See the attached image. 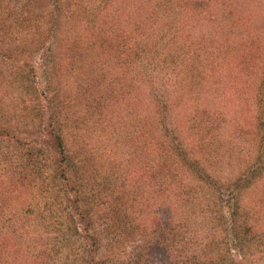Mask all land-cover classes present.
<instances>
[{
	"label": "trees",
	"instance_id": "16d2710c",
	"mask_svg": "<svg viewBox=\"0 0 264 264\" xmlns=\"http://www.w3.org/2000/svg\"><path fill=\"white\" fill-rule=\"evenodd\" d=\"M233 11L0 0V264H249L264 250V32L250 50ZM119 110L133 165L97 180L66 138Z\"/></svg>",
	"mask_w": 264,
	"mask_h": 264
},
{
	"label": "rangeland",
	"instance_id": "374dc122",
	"mask_svg": "<svg viewBox=\"0 0 264 264\" xmlns=\"http://www.w3.org/2000/svg\"><path fill=\"white\" fill-rule=\"evenodd\" d=\"M230 2L234 8V16L230 17V21L235 19L240 23V25L246 29V32L243 31L242 34H246V46L250 50H253L252 46L257 45L252 41H257L258 37H254L256 34L262 37V32H264V0H227ZM237 17V19H236ZM217 20H220L217 18ZM241 30V29H240ZM239 33H236L232 39L237 38ZM215 39H218L217 36ZM243 41V40H242ZM239 44V43H237ZM236 42L232 40L229 43H226L222 48L230 47L233 51L236 47ZM206 52V51H204ZM225 55V54H224ZM221 54H215L211 58L214 61H220ZM227 56L228 63L227 65L222 66V72L227 73V66L229 64H234V61ZM183 57V56H182ZM181 57V58H182ZM168 68L169 73L165 75L167 79H171V76L175 78L179 66L177 65L176 69L172 64L167 65L163 71H166ZM207 68V67H205ZM216 68H221L216 66ZM175 80V81H174ZM173 82L179 86L178 77H176ZM230 82H234L237 85L246 86L245 83H241L239 79L234 80L230 77H227V80L224 82V85H228ZM202 84H205V81H201ZM238 86V87H239ZM244 96H248L249 91H246ZM251 99H247L246 102L251 104ZM182 101L180 100L177 106H182ZM143 106H140V115L138 117V126L142 124V112ZM231 116V115H230ZM112 124L107 128V123H99L94 129L91 127L81 130L74 131L69 137L67 136L68 150L70 152L78 154V157L86 163L88 170H91V176L96 177L97 180L105 178L106 180L112 179V177L117 178L118 175H122L124 171L132 164V145L135 141L134 132L132 133L131 123L133 124V118L128 115H124L122 111H118L116 114L111 116ZM213 125L210 126V130ZM139 132L140 127H139ZM141 136V135H140ZM142 137V136H141ZM140 138V137H139ZM141 140V138H140ZM251 250H256L255 256H252L249 264H264V250L255 244L251 245Z\"/></svg>",
	"mask_w": 264,
	"mask_h": 264
}]
</instances>
